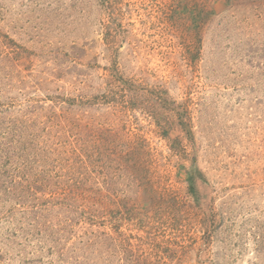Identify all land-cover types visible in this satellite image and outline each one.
I'll list each match as a JSON object with an SVG mask.
<instances>
[{
    "label": "rangeland",
    "instance_id": "1",
    "mask_svg": "<svg viewBox=\"0 0 264 264\" xmlns=\"http://www.w3.org/2000/svg\"><path fill=\"white\" fill-rule=\"evenodd\" d=\"M67 120L73 202L12 144ZM0 264H264V0H0Z\"/></svg>",
    "mask_w": 264,
    "mask_h": 264
},
{
    "label": "trees",
    "instance_id": "2",
    "mask_svg": "<svg viewBox=\"0 0 264 264\" xmlns=\"http://www.w3.org/2000/svg\"><path fill=\"white\" fill-rule=\"evenodd\" d=\"M105 1V0H100ZM62 99H68L65 95L62 96ZM64 104L67 102L63 100ZM48 118L52 116V114H46ZM60 117V116H59ZM44 119H37L36 121H43ZM49 119H47L48 122ZM67 122V124L61 127L63 131L61 141L58 143L55 137L51 140V146L49 149L45 146V142H41V146L38 150V158L34 160L35 167L31 166L29 169L27 168L29 164H26L30 161L31 153L36 152V146L34 145V138H38L36 134L27 130L26 132L18 131V138L12 142L14 146L19 147L22 151L27 152V149H30L32 152L29 154V158L22 157L23 162H25L21 167L25 170V168L30 173H34V183H37V180L40 181L42 189L51 190L50 193H55L61 195L63 199L66 201H77L87 193L89 189V181L82 180L80 178L81 169L87 168L85 164L87 158L92 156H88L92 152V148H95V144L100 138L94 136V132L91 130H87L86 128L83 130L86 139L83 137V134L80 129V124L77 121L73 123L70 120L62 121V123ZM52 130L54 126H51ZM78 130V134L74 133V130ZM89 133V135H86ZM59 136V133H57ZM50 136L45 138L46 140H50ZM85 161V163H84ZM32 163V161H30ZM129 172V169L126 171ZM26 175V174H25ZM204 179L201 175L200 171L197 169H190L187 173L186 183L188 186V194L192 196L196 201H199V192H198V180ZM102 181L98 184L103 187ZM88 188V189H86ZM102 189V188H101ZM84 190V191H83ZM81 191H83L81 193ZM13 195H16L13 193ZM92 197L89 196L85 199L91 200ZM143 200V198H142ZM89 203V202H87ZM102 207L105 204H100ZM149 205L144 204L143 208H147ZM127 209V211H126ZM107 214H113V211H107ZM125 211L128 212V208L126 207L123 211L118 210L120 216H125ZM129 213V212H128ZM118 223V221H117Z\"/></svg>",
    "mask_w": 264,
    "mask_h": 264
}]
</instances>
